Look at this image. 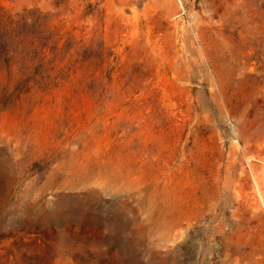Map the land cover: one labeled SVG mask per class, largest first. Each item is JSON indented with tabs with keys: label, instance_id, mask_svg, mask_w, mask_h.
Instances as JSON below:
<instances>
[{
	"label": "rangeland",
	"instance_id": "obj_1",
	"mask_svg": "<svg viewBox=\"0 0 264 264\" xmlns=\"http://www.w3.org/2000/svg\"><path fill=\"white\" fill-rule=\"evenodd\" d=\"M0 9V264H264V0Z\"/></svg>",
	"mask_w": 264,
	"mask_h": 264
},
{
	"label": "trees",
	"instance_id": "obj_2",
	"mask_svg": "<svg viewBox=\"0 0 264 264\" xmlns=\"http://www.w3.org/2000/svg\"><path fill=\"white\" fill-rule=\"evenodd\" d=\"M0 11H1V9H0ZM0 16H5V15H4V13H3V12H1V13H0Z\"/></svg>",
	"mask_w": 264,
	"mask_h": 264
}]
</instances>
